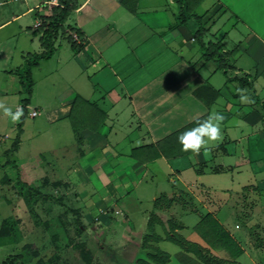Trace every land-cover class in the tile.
<instances>
[{"label": "crops", "instance_id": "1", "mask_svg": "<svg viewBox=\"0 0 264 264\" xmlns=\"http://www.w3.org/2000/svg\"><path fill=\"white\" fill-rule=\"evenodd\" d=\"M14 1L19 0L8 2ZM47 1L54 0H45L44 3ZM104 1L80 0L81 4L74 12L79 14L91 5L93 7V9L90 7L92 14L100 18L105 11ZM26 3L28 4L27 0ZM139 3H142L143 9L139 11L141 24H144L143 30L140 31L141 37H137L136 32L131 33V35L128 34L125 28L120 30L116 22L109 25L108 28L96 27L92 32L80 29L83 31V37H85L84 48L75 50L72 46L70 52L72 57L58 60V62H62L65 75H67V71H73L74 76L71 80L73 83L60 98L59 103L50 107L36 100L35 90L32 92L30 102L25 105L24 99L28 95L23 90L18 73L31 54L44 51L41 39L43 36L42 24L38 26V23L43 22L46 16L54 14L56 7L50 5L48 14H41L39 11L42 3L29 6L27 10L19 13L10 11L8 18L0 23V28L3 27L2 29H4L13 22H18L19 33L24 31L23 23L29 14L38 15L34 21V27H28L30 29L24 33L25 39L30 42L29 44L21 46L16 41L12 48L6 46L7 38L0 41V75L5 76L4 83L0 84V96L3 97L0 105L12 107L13 110L16 107L23 109L19 121L7 124L9 128H16V135L12 146L5 151H0V167L4 166L7 155L14 154V151L19 148L25 132L26 117L32 107V101H34L40 107L33 108V111H37V115H31V117L35 118L44 112L51 125L71 119V126L77 134V154L79 153L81 156L71 166L74 176L82 178L87 184H93L92 178H96L97 184L102 189H107L108 194L113 196L120 193L119 195H121L129 186H133V190L136 191V188L141 186L142 181L148 184V179L155 178L159 171H165L169 175L168 178L171 183L180 185L182 189L187 190L188 197L190 195L194 199L202 201V193L214 195L216 190H219L226 193L222 196L227 201L226 196L234 194V192L230 193L232 189L218 188L212 183L205 182L203 177L209 173H218V171L226 175L228 173L234 174L236 169L242 166L246 167L248 174L249 171H253L252 164L254 159H257L249 154V150L254 145L264 146V141L261 140L264 138V100L261 99L260 92L258 93V89H264V82L259 87L262 83L261 78L264 81V60L259 61L253 58L255 62L250 67L237 66L234 63L228 65V52L225 53L227 56L220 57L219 54L213 56L207 46L215 42L210 37L212 28L217 27L216 18L219 13L224 12L230 18L239 19L233 23L232 27L235 28L239 22L247 26L253 38L262 43L264 50V0H201L199 4L193 6L192 14L203 17L205 35L202 39L204 45H201L199 41L197 45L195 34L193 35V31L201 27L197 21L173 26L177 16L184 9L181 0H147L146 3L144 0H139ZM5 4V0H0V6ZM122 5L125 7L121 10L122 12L130 10L124 4ZM198 9L201 11L198 12ZM222 30L223 28L219 27L213 32L216 41L223 46L221 51H228L225 49L223 40L230 38V36L227 31ZM149 32L153 39L151 46L147 48L149 51L154 50L155 53L157 51V54L160 53L161 55L154 54L155 59H147L148 49H141L147 41V39L143 40L142 37H146V33L149 34ZM34 33L39 34V36L35 37ZM209 33L210 35H208ZM221 33L223 36L219 39L216 35H221ZM105 36L108 37L110 44H106ZM179 40L181 43H178ZM117 41L121 42L123 46L110 50ZM137 44H142L141 46L138 45V49L141 50H135ZM174 44L179 49L175 48ZM182 49L190 50L191 56L188 58L180 56L177 59L176 56L170 54V52H175L174 50ZM255 49L254 45H247V50ZM143 51L145 58L142 57ZM55 55L56 53L48 61L53 60ZM177 55L179 56L178 53ZM220 62H223L224 65ZM41 63L42 61L39 66L33 69L34 87L37 83L35 72L40 68ZM10 66L12 67L10 68ZM132 67L139 68L135 70ZM150 67L157 69L149 72ZM15 92L21 93L23 97L21 103L12 105L8 101L10 98H15ZM77 97L81 98L76 102ZM88 102L93 105L91 109L86 107ZM213 110L219 111L225 117L221 127L220 140L209 142L208 145L200 149L199 153L182 152L178 136L185 130L206 120ZM83 111L88 115L91 112L98 114L103 111L106 113L104 124L97 130L84 127L81 130H76L74 128L75 123L80 122L83 126V120L86 118L83 116L84 119L82 118L80 121L77 117L78 113ZM236 119H240V122L234 123ZM126 124H128L129 130L125 128ZM116 134H121L122 138H118L119 136ZM241 142L243 145L247 143L249 156L246 153L247 150L240 145ZM149 144L155 146L156 151L154 149L150 152L147 151L150 149L143 150ZM232 144L231 152L230 146ZM240 146L242 148L239 151L237 149ZM155 153L159 155L154 158L148 157ZM226 155L237 158L235 161L230 160V163H225ZM10 157L6 158L5 166H12L16 171L13 173H17V175L21 174V170L22 175H16V178H24L26 176L24 174L25 168L28 171L29 167L23 166L24 163L20 165L18 159ZM218 161L220 162L218 163ZM233 162L234 164H231ZM23 182H25L24 179ZM249 186L253 189H260L261 195L264 193V182L244 185L241 190L244 191ZM238 191L240 190L237 189L235 192ZM127 192L129 193V191ZM226 201H220L219 206H216V201H214V210L204 205L201 208L214 214L226 232L235 240L237 246L241 248V255L244 254L250 258L252 264H264L261 261V257L264 255L258 253L264 251V247L260 242L258 245L255 243L256 236L259 237L257 232L261 231L262 222H264L263 212L255 216L256 218L252 212L250 216L246 214L248 218L244 219V223L242 220L241 222L244 226H250L249 228L243 229L242 224L236 223L235 229L231 230L224 224L225 219H221L219 216L220 212H217V208L221 205H229ZM199 210V217L206 213H200ZM231 210L233 211V209ZM239 215L238 218H244L242 213ZM100 219L102 223L111 224L108 216H102ZM238 225L240 226L238 227ZM156 232L153 237L157 238L158 243L166 242L160 236L158 228H156ZM144 233L140 231L138 234L136 233L137 239L134 237L131 238L133 240L129 239L130 246L136 251L137 256L141 249L144 251L146 249L143 248V245H133V243L138 240L141 241ZM185 236L188 241L197 242L205 248H210L212 254L233 260V255L228 250L213 248L196 230ZM244 242L247 243V246H244ZM136 246L137 248H134ZM162 248L165 250L164 246ZM166 251L171 254V258L175 254ZM256 253L258 255H252ZM191 256L196 257L194 253ZM183 262L181 261V263ZM190 264L201 263L197 260Z\"/></svg>", "mask_w": 264, "mask_h": 264}, {"label": "rangeland", "instance_id": "2", "mask_svg": "<svg viewBox=\"0 0 264 264\" xmlns=\"http://www.w3.org/2000/svg\"><path fill=\"white\" fill-rule=\"evenodd\" d=\"M8 1L10 0H5L6 4L0 6V23L8 18L11 10L19 13L27 10L29 6L42 3L39 11L41 14H48L50 5L54 7L58 5H45V0H27L28 4L26 0ZM144 1L146 3L147 0ZM57 3H59L58 0ZM103 3L105 11L102 17H95L90 10V7H92L90 5L79 14L76 12L71 13L68 20L63 24L55 39L56 52L54 53L57 57L55 55L53 60L50 61L43 60L40 68L35 72L37 83H35L36 87L33 86V90H35L37 101L48 107L56 105L73 83L71 81L74 76L73 71H67V75H65L62 62H58V60L72 57L70 52L72 51L73 42L70 37L77 44L85 46V37L74 28H82L83 31L92 32L96 27L108 28L109 25L116 22L120 30L125 28L128 34L131 35V33L136 32L137 37H141L140 31L143 30L144 24H141V13L139 11L143 9L139 0H126V4L130 5L131 8L126 12L121 11L125 7L119 0H106ZM199 11L201 10L198 9ZM37 15L35 13L29 14L25 18L22 33H19L18 22H13L4 29L1 27L0 41L7 38L8 43L6 46L12 48L16 41L21 46L29 44L30 42L25 39L24 33H27L26 30L30 29L28 27H34ZM216 20L217 27H213L212 32L222 27V31H227L230 36V38L223 40L226 46L225 49L228 51L223 50L219 53L220 57L227 56L225 53H229L228 65L234 63L237 66L250 67L255 62L253 58L259 61L264 60L263 45L253 38L248 27L242 22H239L235 28L232 27L233 23H236L239 19L230 18L227 13L221 12ZM177 22L179 21L177 20L175 23ZM233 28L234 30H232ZM198 29L193 31V35ZM212 32L211 35L210 33L208 35L213 39V42L214 40L217 42L214 32ZM33 35L35 37L39 36L37 33ZM75 35L78 37L77 40ZM216 36L221 39L223 34H217ZM105 39L106 44H110L107 36H105ZM142 39H147L146 44L141 47V49H148L147 59H155L154 54H157V51L155 53L154 50L149 51V48H147L151 46L153 36L149 32ZM178 43H181V40ZM249 44L254 45L256 49L247 50ZM138 45L141 46L142 44L135 45V50L138 49ZM122 46L123 44L117 41L110 50ZM174 47L179 49L176 44H174ZM174 51L170 54L176 56L177 59L180 56L185 58L191 56L188 49ZM157 55L161 56L160 53ZM142 57L145 58L144 51ZM119 66L121 67V64ZM138 68L132 67L135 70H138ZM156 69V67H150L149 72ZM4 79L5 76L0 75V84L4 83ZM74 81H76L75 78ZM260 81L262 83L259 87L263 85V78ZM259 92L261 99L264 100V89H258ZM14 95L15 98H10L8 102L12 105L21 103L23 95L21 93L17 94V92ZM2 99L3 97L0 96V102ZM31 105L32 107L26 117L25 132L20 146L14 151V154L6 157L11 156L10 158L18 159V163L20 165L24 163L23 166L29 167V170L27 171L25 168L24 174L26 176L24 178H16L17 173H13L15 169L10 165L5 166L6 158L5 167H0V264H140L138 259L151 261L152 259L148 253H154L153 251L157 247L164 252L168 250L172 254L175 253L172 258L170 254L168 264H188L192 252L185 251L186 249L184 250L182 246L170 240L169 236L178 235L181 240L185 239V235L195 231L194 226L198 220L199 222L202 221L198 210L200 209V213L208 211L201 208L202 205L214 210L213 202L216 201V206H219L220 201H226L222 196L226 193L219 190H216L214 195L202 193L203 199L199 201L190 195L188 197L187 190L182 189V186L171 183L168 178L169 175L165 171H159L155 178L148 179V184L142 181L141 186L137 187L136 191L133 190V186H129L121 195L119 193L111 196L108 194L107 189H102L97 184L96 178H92L93 184H87L82 178L74 176L71 165H74L75 161L81 156L79 153L77 154V134L71 126V119L51 125L44 112H41L35 118L31 117L30 113L33 108L40 107L34 101ZM86 107L91 109L93 105L89 103L86 104ZM38 109L43 110L44 108ZM81 113L79 112L77 115L80 121L83 118ZM240 119L234 120V123L240 122ZM8 123H10V120L0 109V151L10 148L16 135V128H9ZM125 128L129 130L128 124ZM237 132L239 134V131ZM118 136V138H122L121 134ZM261 140L264 141V138ZM240 145L247 150L246 153L248 154L247 143L243 145V142H241ZM242 147H238L237 150L240 151ZM232 148L233 144L230 146L231 152ZM249 154L257 159H254L252 164V169L255 172L249 171L248 174L246 167L242 166L236 169L237 171L234 174L228 173L226 175L218 171V173L212 174L208 172L209 174L203 177L205 182L212 183L218 188H230L232 189L230 193L234 192L231 196H226L228 199L226 202L229 205H221L217 208L221 219H225L224 224L231 230L235 229L236 223L242 224L243 229L250 227L243 224L244 219L248 218L246 214L250 216L252 212L254 217L262 212L264 214V193L261 195L260 189H253L250 186L244 191L241 190L244 185L264 182V146L254 145L249 150ZM236 158L235 156L226 155L224 162L230 163V160L235 161ZM231 164H234V162ZM20 172L21 174L18 175H22L21 170ZM23 179L27 185H33L32 187L39 191V198L29 197L28 195L26 199L24 194L22 196L19 194L18 191H21L19 181H23ZM30 186L25 187L23 190L26 192L32 191ZM237 189L240 191L235 192ZM240 213H242L243 219L238 218ZM102 216H108L111 224L107 225L104 222L106 225L104 226L98 222L97 217L100 219ZM258 217L263 218L262 216ZM156 228L160 231V236L166 240V242L163 241V244H161L162 242L159 244L157 238L153 237V234L157 233ZM261 228V231L257 232L259 237L256 236L255 243L258 245V242H260L264 247V222H262ZM135 231L137 234L140 231L145 232L141 241L138 240L139 242L133 243V245H143V248L146 249L145 251L141 249L138 256L130 246L129 240L133 237L137 239ZM144 241H146L145 244ZM246 244L244 242V246H247ZM161 245L164 246L165 250ZM134 248H137V246ZM258 253L264 255V251ZM240 255L232 257L233 264H252L250 258L244 254ZM181 261L186 262L181 263ZM261 261L264 262V256L261 257ZM151 263H155L154 260Z\"/></svg>", "mask_w": 264, "mask_h": 264}, {"label": "trees", "instance_id": "3", "mask_svg": "<svg viewBox=\"0 0 264 264\" xmlns=\"http://www.w3.org/2000/svg\"><path fill=\"white\" fill-rule=\"evenodd\" d=\"M59 4L55 6L54 14L50 16H46L44 21L42 22V29H43V36H42V45L44 47V51L41 53H34L31 54L25 62V65L20 69L19 71V77L23 86L24 92L28 95L26 99H24L25 105L30 102V97L33 92V86H34V80L32 77L33 69L40 65V62L43 60H49L52 58L56 46H55V39L58 36V33L60 29L62 28L63 24L68 20L71 13H73L77 8L80 6V0H58ZM133 1V0H132ZM201 0H181L183 6V11L177 16L176 21L179 22L175 23L173 26H177L179 24H187L188 22H192L196 20L199 24H201L200 28L195 33V39L198 40L201 45H204L203 43V35L205 33V27L203 26L202 16H198L197 14L193 13V6L200 3ZM122 4L127 6V8H130V5L126 4V0H120ZM182 6V5H181ZM131 9V8H130ZM197 18V19H195ZM74 30H77L79 34L83 36V32L80 29L74 28ZM73 42V47L75 50L82 49L84 46L83 44H77L75 40H73L72 37H70ZM210 45V46H209ZM207 47L210 49V54L213 56H217L221 50L223 49V46L220 42L217 43H210ZM221 63V62H220ZM221 64L224 65L222 62ZM81 97H77V101L80 100ZM86 104H89L86 103ZM83 116H86L84 119L83 117V126L82 123H75L74 128L76 130H81L82 127L84 128H91L92 130H97L100 126H102L106 119V113L101 111L98 114H94V112H91V114H86L84 111L81 113ZM75 117V116H74ZM18 145V144H17ZM144 149H150L147 150L150 152L152 149L156 151V147L152 146V144L146 145ZM153 150V151H154ZM158 153L150 154L149 158H154L158 156ZM10 180V179H9ZM49 183V182H48ZM19 185L21 187V191H18L19 194L27 199L28 195L29 197H35L39 198V191L34 189L33 185H27L26 182L19 181ZM32 189L30 192H26L23 189L25 187H29ZM38 196V197H37ZM114 217V216H113ZM202 218L200 222H198L195 225V230L198 232V234L213 248H224L228 250L231 255L237 257L239 254H241V248H239L235 242V240L230 236L228 232H226L225 228L219 223V221L216 219L214 214L206 212L205 214H202ZM98 218V222H100L102 225L106 226L104 223H102ZM94 223V222H93ZM169 239L173 242H176L178 245L182 246L185 251L192 252L196 255V257L191 256V260H189V263H195L197 260L201 264H233L232 259H225L218 257L211 253L210 248H205L204 246L200 245L197 242L188 241L186 239H182L178 237V235H170ZM146 241H144V244ZM145 249V248H144ZM152 252H149L148 255L152 259L151 261H146L142 259H138V262L140 264H152L151 262L154 260L155 263L153 264H168L170 253L164 252L160 248H155V250ZM16 258V257H15ZM196 259V260H194ZM186 262V261H184Z\"/></svg>", "mask_w": 264, "mask_h": 264}, {"label": "clouds", "instance_id": "4", "mask_svg": "<svg viewBox=\"0 0 264 264\" xmlns=\"http://www.w3.org/2000/svg\"><path fill=\"white\" fill-rule=\"evenodd\" d=\"M243 99V98H242ZM4 115H6L10 122L15 123L20 120L23 109L0 105ZM225 117L219 111L213 110L208 118L197 126L187 129L178 136V142L181 145L182 152L199 153L203 146L209 142L219 141L222 135L221 126Z\"/></svg>", "mask_w": 264, "mask_h": 264}, {"label": "built area", "instance_id": "5", "mask_svg": "<svg viewBox=\"0 0 264 264\" xmlns=\"http://www.w3.org/2000/svg\"><path fill=\"white\" fill-rule=\"evenodd\" d=\"M48 4H59V3H57V0H55V1H47L46 3H45V5H48ZM42 24V22L40 21L39 23H38V26H40ZM75 38H76V40H77V35H75ZM31 115L32 116H36L37 115V111H32L31 112Z\"/></svg>", "mask_w": 264, "mask_h": 264}]
</instances>
